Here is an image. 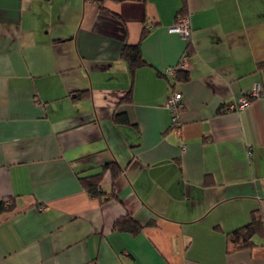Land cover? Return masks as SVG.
<instances>
[{
  "label": "crops",
  "instance_id": "0c3cea01",
  "mask_svg": "<svg viewBox=\"0 0 264 264\" xmlns=\"http://www.w3.org/2000/svg\"><path fill=\"white\" fill-rule=\"evenodd\" d=\"M181 9L189 38L168 31ZM101 172L91 196L80 178ZM9 198L0 264H264V235L228 238L264 218V0H0ZM123 216L140 230L114 229Z\"/></svg>",
  "mask_w": 264,
  "mask_h": 264
},
{
  "label": "trees",
  "instance_id": "16d2710c",
  "mask_svg": "<svg viewBox=\"0 0 264 264\" xmlns=\"http://www.w3.org/2000/svg\"><path fill=\"white\" fill-rule=\"evenodd\" d=\"M182 9L178 14L182 13ZM184 12V11H183ZM185 14V13H184ZM121 56L127 61L130 73L132 74L136 68L142 66L145 63L144 58L142 57L141 50L139 44H124L121 50ZM187 76V72L185 70H178L175 78L177 79H185ZM129 95V94H128ZM108 167L105 165L104 168ZM101 173L87 175L80 178V183L83 188L91 195V196H101L103 191L99 187V181ZM14 208V201L12 198L9 199H0V215L6 212L11 211ZM141 225L131 218L127 216H123L115 220L113 224L114 229L118 230H127L132 233H135L140 230ZM242 235L246 239L247 243H250V239L255 234L264 235V218L257 215V213L253 212L251 214V219L246 224L241 227L234 229L228 233L229 239H234L236 235Z\"/></svg>",
  "mask_w": 264,
  "mask_h": 264
},
{
  "label": "built area",
  "instance_id": "2783aa9c",
  "mask_svg": "<svg viewBox=\"0 0 264 264\" xmlns=\"http://www.w3.org/2000/svg\"><path fill=\"white\" fill-rule=\"evenodd\" d=\"M152 23L147 24V28H150ZM169 32H175L183 36L184 38H189V18L187 14H179L176 18V21L173 25L168 27ZM187 59L186 54H184L178 63L175 66L167 67L165 72L171 76V78H175L178 70H186L187 69ZM259 95L258 87H254L248 92L244 97L240 98L237 102H233L229 105L231 109H239L244 107L251 98L257 97ZM164 106L169 109L171 115V129L179 133L181 122L179 120V113L183 109L184 103L182 100V93L180 91L174 90L172 91L165 100Z\"/></svg>",
  "mask_w": 264,
  "mask_h": 264
}]
</instances>
